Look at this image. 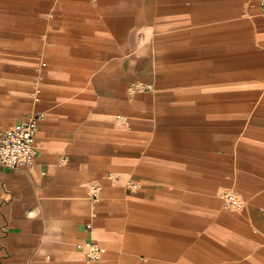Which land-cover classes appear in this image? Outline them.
<instances>
[{"label": "crops", "instance_id": "0c3cea01", "mask_svg": "<svg viewBox=\"0 0 264 264\" xmlns=\"http://www.w3.org/2000/svg\"><path fill=\"white\" fill-rule=\"evenodd\" d=\"M37 113L0 264H264L258 0H0V132Z\"/></svg>", "mask_w": 264, "mask_h": 264}, {"label": "built area", "instance_id": "2783aa9c", "mask_svg": "<svg viewBox=\"0 0 264 264\" xmlns=\"http://www.w3.org/2000/svg\"><path fill=\"white\" fill-rule=\"evenodd\" d=\"M258 2L264 17V0H258ZM43 118L42 113H37L13 129L0 132V166L17 170L34 163L37 156L36 133ZM124 121L123 118H118V122ZM221 198L227 208L240 209L244 207L242 198L234 192H225ZM100 253L101 250L96 245H90V259H97Z\"/></svg>", "mask_w": 264, "mask_h": 264}]
</instances>
